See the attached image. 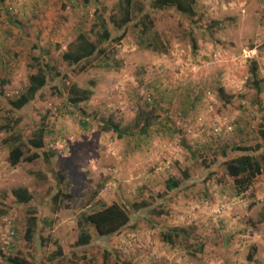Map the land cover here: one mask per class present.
<instances>
[{
    "label": "rangeland",
    "instance_id": "374dc122",
    "mask_svg": "<svg viewBox=\"0 0 264 264\" xmlns=\"http://www.w3.org/2000/svg\"><path fill=\"white\" fill-rule=\"evenodd\" d=\"M151 2L130 0L118 29L124 0L0 1V264H264V0H195L192 16ZM98 21L102 52L69 64L62 54ZM36 63L53 68L46 84L12 107ZM72 84L91 94L72 104ZM39 127V158L12 165ZM234 145L263 167L242 193L221 153ZM171 177L181 184L167 190ZM112 202L135 205L128 223L110 236L86 225L79 244L81 214Z\"/></svg>",
    "mask_w": 264,
    "mask_h": 264
},
{
    "label": "trees",
    "instance_id": "16d2710c",
    "mask_svg": "<svg viewBox=\"0 0 264 264\" xmlns=\"http://www.w3.org/2000/svg\"><path fill=\"white\" fill-rule=\"evenodd\" d=\"M3 1V0H0ZM195 0H152L151 6L153 8H165V7H174L178 11L187 15L195 14ZM121 17L118 20H113V24L116 28L121 29L128 22H130V0H124L123 5H121ZM103 21H98L94 23L91 31L94 32L95 39H89L87 34L79 33L77 35V45L71 51H66L62 54V58L66 60L69 64L75 65L80 60L87 58L94 53H101L102 49L99 46L105 40H108L111 36L108 28L104 27ZM101 29H96V27ZM196 47V46H195ZM195 47L193 49H195ZM36 71L31 73L28 77V86L26 90L21 93L18 97L9 100V103L14 108H22L26 105L36 94V92L42 88L47 81V71H52L47 64L36 63ZM6 80L0 78V84L2 85ZM222 91V88H219ZM91 94V90L87 88H80L76 84H72L70 87L69 102L76 105L78 102L86 100ZM81 113H84V110H80ZM150 117L147 114L142 115V125L139 129L140 132L145 133L148 127L151 125L149 121ZM104 123L105 129H111L114 131L117 136L120 138L123 135L128 134L124 129L120 128L118 124L112 123L110 121L102 120ZM44 128L39 127L33 137L27 140L28 145L33 148V151L25 155L24 150L22 149L23 141H19L14 147L9 150V162L12 165H16L20 160H25L27 162H32L35 159L39 158L40 153L39 149L44 146ZM251 148L245 146L234 145L232 147H224L221 150V153L227 159L224 162L225 169L227 174L233 178L234 187L237 193L245 192L250 188L252 180L260 175L263 172V167L258 162L255 155H252L249 152ZM234 151L241 152L240 155L232 156ZM208 167V166H207ZM184 178H188L186 171L181 172ZM181 184V179L177 178H168L165 181V188L167 190H173L178 188ZM13 196L19 202H28L31 199L30 192L25 187H19L13 189ZM135 205H126L124 203L112 202L110 204L102 205L101 207L94 209L89 213L81 214V219L78 224L80 227L78 240L79 244H88L91 241V235L88 233L85 228L86 225L93 228L99 236H110L118 233L129 221L130 216V207L134 208ZM36 219V213L33 214L32 220ZM30 228L27 229V235L30 233ZM170 231V230H169ZM165 234L167 239L172 238V233L169 232ZM63 254L61 246L57 244V249L54 253V257L61 256ZM5 259L10 261L13 264H29L26 259L17 257V256H6ZM106 260V259H104ZM105 264V263H104ZM119 264V263H114ZM148 264H159L157 262H149Z\"/></svg>",
    "mask_w": 264,
    "mask_h": 264
},
{
    "label": "built area",
    "instance_id": "2783aa9c",
    "mask_svg": "<svg viewBox=\"0 0 264 264\" xmlns=\"http://www.w3.org/2000/svg\"><path fill=\"white\" fill-rule=\"evenodd\" d=\"M247 52H249V53H250V51H247Z\"/></svg>",
    "mask_w": 264,
    "mask_h": 264
}]
</instances>
